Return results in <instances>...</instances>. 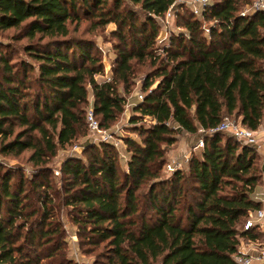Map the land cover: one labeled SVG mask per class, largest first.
<instances>
[{
	"label": "trees",
	"instance_id": "16d2710c",
	"mask_svg": "<svg viewBox=\"0 0 264 264\" xmlns=\"http://www.w3.org/2000/svg\"><path fill=\"white\" fill-rule=\"evenodd\" d=\"M252 1L209 0L202 18L179 4V30L160 46L159 18L174 0H0V33L25 40V57L14 61L0 40V157L28 153L31 169L0 163V264H78L62 212L94 264H237L241 239L259 237L255 223H242L263 207L253 196L260 155L210 131L224 117L250 130L262 123L264 11L241 14ZM83 18L92 30L115 25L110 80L97 79L104 66L95 42L71 34ZM138 67L147 70L126 127L138 139L124 138L125 167L113 144L84 140L53 176L57 152L89 133L88 90L109 129ZM181 133L202 134L203 148L165 176Z\"/></svg>",
	"mask_w": 264,
	"mask_h": 264
},
{
	"label": "rangeland",
	"instance_id": "374dc122",
	"mask_svg": "<svg viewBox=\"0 0 264 264\" xmlns=\"http://www.w3.org/2000/svg\"><path fill=\"white\" fill-rule=\"evenodd\" d=\"M177 11V10H176ZM175 11V13H176ZM174 13V14H175ZM181 14L184 13V11L180 12ZM159 32L157 36V44L162 46L165 43H167V39L170 35H175L178 32L177 28V17L176 14L170 18L168 21L163 17L159 18ZM205 25L208 24V22H204ZM167 27V29H165ZM71 34L75 37H82L91 39L95 42L96 50L100 52L102 63L104 66L103 75H98L97 79L102 80L105 77V74L107 73L108 76H111L112 74V68L115 58V52L113 50V42H115V38L112 36V31L115 29L114 24H108L106 27L101 29H94L92 30L90 28V20L82 19L79 26L77 28L75 27V24L73 23L70 25ZM14 33V30H10L5 33H0V40L4 41L5 43L9 44L14 50L9 52V56H11L12 60H17L19 58L25 57V54L20 50L21 46L25 43V40L14 42L9 37ZM6 36L7 38H3ZM93 51V52H94ZM139 71L136 74V77L134 79V84L132 91L126 95L125 105H124V111L119 116V118L116 120L115 123L109 128L108 131H112L113 138L111 141L115 143L116 147L115 149L118 151L119 159L122 164V167H125V162L128 156V148L124 143V138L130 137L133 139H138L137 135L129 130V118L132 114L133 106L135 101L137 100L136 93L139 91L141 86V79L143 78L145 71L147 70L146 67H138ZM90 89L88 90V98L90 97ZM89 132V131H88ZM224 134L230 135L229 133L223 132ZM91 134L88 133L87 137L79 138L77 142H75L72 146L66 147L65 149H61L57 152V155L53 157V159L50 162V166L53 169V176H56L59 174V167L63 160L72 152L81 155L82 151V143L84 140L90 141ZM88 138V139H87ZM262 142V139L257 140V144H260ZM92 143V142H91ZM76 147V148H75ZM199 156L200 152L199 149L195 152L190 153L191 156ZM260 155V153H259ZM27 156L28 153H24L18 158H12V157H6L1 158L0 157V163L4 165L5 167L11 168L12 170L20 169L23 171L26 175H28L31 171L30 164L27 163ZM263 156V155H262ZM260 155V161L259 165L261 166V170L263 173L264 170V162L263 158ZM173 157L167 156V160L171 159ZM186 164L183 166V169L185 168ZM163 175L168 176L169 174L165 173L164 170H162ZM57 177V176H56ZM57 186H59V183L57 182ZM264 207V205H263ZM262 207V208H263ZM61 218L64 219V226L67 232V240H68V248H69V257H71L74 261H76L78 264H94L93 260L95 259L94 256L83 254L77 247V236L75 234V227L71 225L68 218L66 217L65 213L62 212ZM244 223V222H243ZM242 223V226H243ZM255 226L257 227V230L259 232L258 240H256L253 243L247 242L245 239H241L240 247H244L246 252L242 253H249L253 251H257L259 247L264 246V219L261 221L254 220ZM99 261L102 263L105 260L102 257H99ZM158 264V263H156ZM255 264V263H254Z\"/></svg>",
	"mask_w": 264,
	"mask_h": 264
},
{
	"label": "built area",
	"instance_id": "2783aa9c",
	"mask_svg": "<svg viewBox=\"0 0 264 264\" xmlns=\"http://www.w3.org/2000/svg\"><path fill=\"white\" fill-rule=\"evenodd\" d=\"M179 4L186 5L187 7H189L193 15L202 18V14L206 10L209 4V0H174L172 5L165 12L164 18L167 21L175 15L174 13ZM255 11H264V0H253L250 5L245 6L242 9L241 14L243 15ZM165 29H167V27ZM205 30L207 31L206 28ZM110 77L111 76H108L106 73L104 78L106 80H110ZM136 96H137V101L142 100V94L140 90L136 93ZM85 121H86L87 129L92 136L90 137L92 143L108 142L113 144L114 147H116L115 143L111 141V139L113 138L112 131H108L109 129H103L99 126V123L93 114L92 101H88V106L85 112ZM212 131L229 133L235 139L245 144L253 145L256 148L258 147L255 130L244 128L239 124V122L229 117H224L220 122V124L215 129H212L210 132ZM88 142L90 141L88 140ZM195 148H199V149L203 148L202 138L198 139ZM189 158H190V153L182 157H173L167 160L163 166L164 172L171 175L176 170L182 169L183 166L188 163ZM263 219H264L263 208L257 210L254 213H249L248 217L245 219L243 223L242 229L248 230L254 225V220L261 221ZM234 260L237 264H254V263L264 264V246L259 247L257 251H253L249 253L239 252V254L234 256Z\"/></svg>",
	"mask_w": 264,
	"mask_h": 264
},
{
	"label": "crops",
	"instance_id": "0c3cea01",
	"mask_svg": "<svg viewBox=\"0 0 264 264\" xmlns=\"http://www.w3.org/2000/svg\"><path fill=\"white\" fill-rule=\"evenodd\" d=\"M92 99L93 96L92 93L90 92V97L88 98V101H92ZM135 102H137V100ZM255 132H256L257 140L262 139V142L257 145L258 147L256 149L261 156L263 155L262 158L264 162V116L260 127L257 130H255ZM201 135L202 134L190 135L187 133H181L178 137L177 143L170 149L168 156L182 157L189 153L195 152L196 150L199 149V148H195V145L198 139L202 138ZM199 152L201 153V149H199ZM253 196L256 200L261 201L262 204L264 205V170L262 173L261 183L255 188ZM244 250H245L244 247H239V252L241 253L246 252Z\"/></svg>",
	"mask_w": 264,
	"mask_h": 264
}]
</instances>
